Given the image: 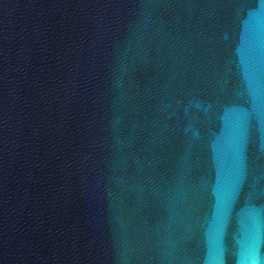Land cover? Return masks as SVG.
Wrapping results in <instances>:
<instances>
[{
  "label": "water",
  "instance_id": "95a60500",
  "mask_svg": "<svg viewBox=\"0 0 264 264\" xmlns=\"http://www.w3.org/2000/svg\"><path fill=\"white\" fill-rule=\"evenodd\" d=\"M0 264H264V0H0Z\"/></svg>",
  "mask_w": 264,
  "mask_h": 264
}]
</instances>
